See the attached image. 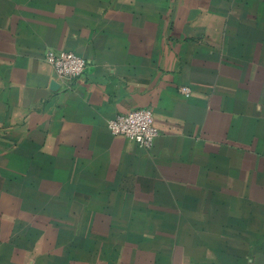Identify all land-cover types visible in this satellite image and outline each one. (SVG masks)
Segmentation results:
<instances>
[{
    "label": "crops",
    "instance_id": "obj_1",
    "mask_svg": "<svg viewBox=\"0 0 264 264\" xmlns=\"http://www.w3.org/2000/svg\"><path fill=\"white\" fill-rule=\"evenodd\" d=\"M19 1L0 22V135L40 167L52 210L61 166L73 167L92 213L126 207L170 222L188 198L235 195L237 159L251 161L245 143L264 137V85L252 74L264 69V0ZM61 50L87 60L81 79L46 62ZM140 107L160 130L151 149L108 128ZM20 198L25 212L27 190ZM12 199L0 192V220L13 218ZM12 245L0 233V264H21Z\"/></svg>",
    "mask_w": 264,
    "mask_h": 264
},
{
    "label": "rangeland",
    "instance_id": "obj_2",
    "mask_svg": "<svg viewBox=\"0 0 264 264\" xmlns=\"http://www.w3.org/2000/svg\"><path fill=\"white\" fill-rule=\"evenodd\" d=\"M19 7V0H0V22ZM3 38L0 32L1 44ZM252 74L264 85L263 68ZM2 90L0 86V94ZM4 145L0 135V158L7 162L0 164V192L13 196V218L0 220V233L13 240L12 258L21 264L25 258L28 264H264V137L245 143L251 146V161L237 159L233 197L188 198L181 213L167 215L170 222L160 223H154L151 214L126 207L115 208L116 213L106 206L92 208H103V213L87 212L91 208L84 206L78 188L82 183L68 166H61L65 178L60 203L52 210L51 200L42 199L40 167L27 165L26 154ZM24 190L25 212L14 204ZM65 192L74 196L64 197Z\"/></svg>",
    "mask_w": 264,
    "mask_h": 264
},
{
    "label": "built area",
    "instance_id": "obj_3",
    "mask_svg": "<svg viewBox=\"0 0 264 264\" xmlns=\"http://www.w3.org/2000/svg\"><path fill=\"white\" fill-rule=\"evenodd\" d=\"M45 60L56 71L58 77L73 80L81 79L87 68V60L72 51H48ZM184 93H189L188 87H182ZM110 132L118 137H124L140 147L151 149L160 134L155 114L150 107L131 109L108 120Z\"/></svg>",
    "mask_w": 264,
    "mask_h": 264
},
{
    "label": "water",
    "instance_id": "obj_4",
    "mask_svg": "<svg viewBox=\"0 0 264 264\" xmlns=\"http://www.w3.org/2000/svg\"><path fill=\"white\" fill-rule=\"evenodd\" d=\"M60 87V85L57 82H53L52 83V88L53 89H58Z\"/></svg>",
    "mask_w": 264,
    "mask_h": 264
}]
</instances>
